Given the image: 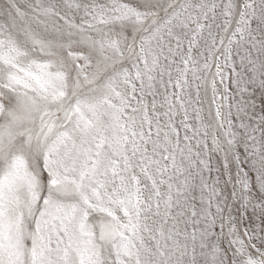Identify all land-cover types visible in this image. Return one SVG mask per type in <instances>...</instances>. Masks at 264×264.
<instances>
[{
  "label": "snow or ice",
  "instance_id": "6c2138e0",
  "mask_svg": "<svg viewBox=\"0 0 264 264\" xmlns=\"http://www.w3.org/2000/svg\"><path fill=\"white\" fill-rule=\"evenodd\" d=\"M0 264H264V0H0Z\"/></svg>",
  "mask_w": 264,
  "mask_h": 264
}]
</instances>
